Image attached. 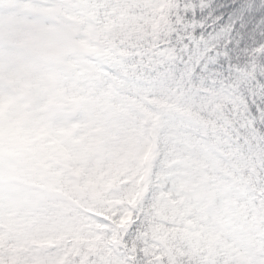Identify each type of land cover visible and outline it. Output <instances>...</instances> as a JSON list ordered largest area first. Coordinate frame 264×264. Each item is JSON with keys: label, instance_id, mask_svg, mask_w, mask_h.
<instances>
[{"label": "snow or ice", "instance_id": "snow-or-ice-1", "mask_svg": "<svg viewBox=\"0 0 264 264\" xmlns=\"http://www.w3.org/2000/svg\"><path fill=\"white\" fill-rule=\"evenodd\" d=\"M4 3L21 13L41 53L64 52L80 29L104 31L101 10L123 8L116 0ZM137 6L145 19L169 8ZM0 20V264H264V171L214 167L204 179L184 153L155 167L154 117L144 113L148 130L130 136L103 78L93 90L76 80L74 94L88 102L73 105L62 79H44L39 62L9 47L13 17ZM53 96L65 102L46 105Z\"/></svg>", "mask_w": 264, "mask_h": 264}, {"label": "trees", "instance_id": "trees-1", "mask_svg": "<svg viewBox=\"0 0 264 264\" xmlns=\"http://www.w3.org/2000/svg\"><path fill=\"white\" fill-rule=\"evenodd\" d=\"M116 2L123 8L107 11V27L99 36L103 44L112 43L125 52L122 62L114 59L122 65L124 87L136 85L137 80L144 88L152 87L154 100L201 102L209 132L215 130V115L225 121L217 138L228 143L237 135L239 147L224 158L214 155V164L202 153L204 142L197 134L178 130L176 138L189 134L199 145L191 157L205 177H211L214 167L247 170L254 166L264 171V0H170L157 35L139 16L135 18L140 0ZM70 21L80 24L78 15ZM82 30L76 37L79 43ZM133 30L140 33L136 36ZM153 42L170 59L160 67L148 62ZM155 83L162 87L156 88ZM222 90L231 93V100L217 104L216 113L213 102L225 97Z\"/></svg>", "mask_w": 264, "mask_h": 264}, {"label": "clouds", "instance_id": "clouds-1", "mask_svg": "<svg viewBox=\"0 0 264 264\" xmlns=\"http://www.w3.org/2000/svg\"><path fill=\"white\" fill-rule=\"evenodd\" d=\"M3 11L7 12L8 9L5 7ZM14 53L21 57L26 62L37 61L43 67L44 72L42 76L46 80L51 78L62 79L66 84V90L70 93L71 102L73 105L86 104L88 102L87 93L83 96H76L72 88V84L78 80L77 74L67 65L66 61L69 59L68 55L64 52L51 51L47 53H41L33 49L29 44V37L27 35L18 34L15 37V48ZM117 95L116 104L118 110L115 115L116 118L122 121L127 129L130 136H138L139 129L142 126L147 129L149 125L142 124L141 121L144 119V113L147 109L155 110L160 107L161 102L159 100H146L141 95H136L135 99H128L131 93H124ZM75 97L76 99H73ZM57 96L50 97L45 104L48 106H55L59 103H64ZM49 113H42V115H48ZM147 137H145L146 139Z\"/></svg>", "mask_w": 264, "mask_h": 264}, {"label": "rangeland", "instance_id": "rangeland-1", "mask_svg": "<svg viewBox=\"0 0 264 264\" xmlns=\"http://www.w3.org/2000/svg\"><path fill=\"white\" fill-rule=\"evenodd\" d=\"M2 5H3V4H0V7H1ZM153 11L158 12L157 9H154ZM3 16H11V17H13V19H14V23H13V24L11 25V27L9 28V38H8V45H9V47L13 50V49L15 48V37H16L18 34H23V35H27V34H26L25 29H24L23 23H22V21H21V15H20V16H17V15H15V13H9V15H0V17H3ZM157 21H158V18H157V17H156L155 19H152V20H151L152 24H154V27L157 26ZM2 23H3V21L0 20V24H2ZM3 38H4V34H3L2 31H0V40H3ZM68 52H69V51H68V45H67L66 48H65V50H64V53H66L67 55H69ZM155 57H156L157 59H162V58H163V61L166 60V59L163 57L162 52H159V51H156V52H155ZM66 63H67V65H68L69 67H71V66L68 64L67 61H66ZM164 111H165L166 113H168V112H170L171 110H170V108L166 107V108L164 109ZM186 118H187V117H186ZM163 139H164V138L158 136L157 141H159V140H163ZM178 140H180V142H181V141L184 142V143H183L184 145H183V147H182V149H183L182 152L185 154V160L188 162L189 167H190V168L194 167V166L191 165V164H192L191 156H192V154H194V152H195V150H196L195 146H194L193 144H191V142H190L189 139L187 140V139H186L185 137H183V136H180ZM156 146H157V145H156ZM160 151H161V154H160V161H161V164H164V163H165V159H164L165 156L171 155V154H173V153H178L175 149H168L167 151L160 150Z\"/></svg>", "mask_w": 264, "mask_h": 264}]
</instances>
